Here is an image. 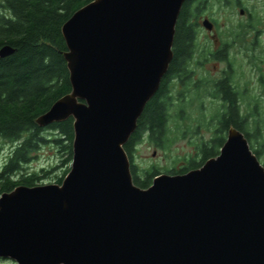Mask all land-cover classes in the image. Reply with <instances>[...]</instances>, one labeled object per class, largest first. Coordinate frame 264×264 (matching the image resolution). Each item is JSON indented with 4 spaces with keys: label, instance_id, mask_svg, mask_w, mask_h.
<instances>
[{
    "label": "water",
    "instance_id": "water-1",
    "mask_svg": "<svg viewBox=\"0 0 264 264\" xmlns=\"http://www.w3.org/2000/svg\"><path fill=\"white\" fill-rule=\"evenodd\" d=\"M186 1L94 0L63 25L72 89L35 124L73 118L71 168L61 184L1 195L0 260L264 264V166L241 131L230 127L199 169L148 189L133 181L124 147L173 61ZM14 52L2 47L0 60Z\"/></svg>",
    "mask_w": 264,
    "mask_h": 264
},
{
    "label": "trees",
    "instance_id": "trees-1",
    "mask_svg": "<svg viewBox=\"0 0 264 264\" xmlns=\"http://www.w3.org/2000/svg\"><path fill=\"white\" fill-rule=\"evenodd\" d=\"M94 0H2L9 9V21L0 27V47L7 44L15 49L13 55L0 60V139L15 145L14 154L0 172V194L11 191L17 185L34 187L37 182L48 177L57 168L41 170L42 175L29 174L20 177L19 181L10 180L9 176L18 173L22 165L29 164L32 153L40 147L49 145L57 147L61 166L66 170L62 176H56V183L61 184L70 171L68 168L73 158L74 120L55 123L46 128H39L35 120L46 113L60 98L71 92L70 74L64 53L67 45L62 34L63 25L81 8ZM208 0H187L181 10L174 39V58L160 89L148 102L138 121V127L125 145V151L131 163L134 184L148 189L154 179L163 174L153 166L141 171L135 164L136 148L143 141L155 147L167 150L174 142L172 109L175 94L171 81L180 79L184 89H196V96L203 100L211 96L221 103L220 110L213 117L211 125L213 134L208 140L196 144V153L181 159L184 164L180 169L166 170L171 175L185 174L201 168L208 160L217 157L224 146L228 129L234 127L248 139L254 154L260 159L263 155L264 135L259 122L254 120L251 126L250 117H254L255 106L248 107L247 113L242 111L244 92L234 83L233 67L229 59L227 45L217 53L211 52L214 59L228 62V70L220 79H210L206 91L202 92L200 82L193 83L191 67L196 59V37L199 29L198 21L205 12ZM238 5H241L240 0ZM245 26V25H244ZM247 30H251L248 25ZM244 27V28H245ZM255 26H252V29ZM246 40V38H245ZM209 79V78H207ZM206 79V80H207ZM212 80V81H211ZM206 83V82H205ZM204 83V84H205ZM198 92H202L198 93ZM255 100V99H254ZM256 101V100H255ZM176 114L184 112V103H179ZM176 117V118H178ZM209 128V127H208ZM48 132L49 135H46ZM184 135V134H183ZM264 166V163H263ZM59 169V168H58Z\"/></svg>",
    "mask_w": 264,
    "mask_h": 264
},
{
    "label": "rangeland",
    "instance_id": "rangeland-1",
    "mask_svg": "<svg viewBox=\"0 0 264 264\" xmlns=\"http://www.w3.org/2000/svg\"><path fill=\"white\" fill-rule=\"evenodd\" d=\"M240 2L242 6L238 5L237 0L207 1L202 18L204 16L209 20L213 18L217 22V27L214 31H208L203 26L204 20L201 18L198 21L196 59L191 65L194 74H191L190 78L193 83H201L199 89L202 92H208L206 91V86L209 85L208 81L221 78L229 68L228 62L212 58L209 52L222 49L225 45L233 46L236 42V46L232 50L229 48V59L233 67L235 86L244 92L242 111L247 113L249 106L252 107L250 111L257 106L253 112L255 116L249 118L250 127H253L254 120L257 119L264 135V0H240ZM244 8L250 15L241 14V9ZM248 24L254 25L256 28L252 29L251 27V30L245 33L247 30L245 26ZM258 38L259 40L255 42ZM172 81L171 86L176 85V82L172 83ZM190 84L191 88L189 89H183L182 84L179 85L180 87L175 86L176 89H174L175 104L178 107L179 103H184V110H182L184 112L178 117L177 107L171 111L173 114L171 124L174 133L171 135L174 138L171 146L167 150H163L148 141H143L136 148L134 161L141 171L153 166L164 174H168L166 170L180 169L184 165L181 159L195 155V143L208 140L212 136L215 123L212 119L220 110L221 103L209 95H205L203 100L199 99L195 93V86ZM202 92L198 93L202 94ZM212 122L213 125L210 126ZM13 145L8 142L0 143V169L7 158L8 147L10 154ZM262 151L263 155L259 160L263 164L264 148ZM60 156L57 147L54 145L52 147L51 144L42 146L32 153V160L27 168L29 174L42 175V169L57 168L48 177L39 180L37 185L57 184L56 176H62L63 171L67 169L66 166L59 167L61 166ZM68 168H71V165ZM0 264L15 263L10 260H0Z\"/></svg>",
    "mask_w": 264,
    "mask_h": 264
},
{
    "label": "flooded vegetation",
    "instance_id": "flooded-vegetation-1",
    "mask_svg": "<svg viewBox=\"0 0 264 264\" xmlns=\"http://www.w3.org/2000/svg\"><path fill=\"white\" fill-rule=\"evenodd\" d=\"M241 10H243L244 11V13L245 14H247V9H241ZM247 15H250L249 13L247 14ZM203 20H209L207 17H203L202 18ZM211 20H209V21H211V23L213 24V30L212 31H214V29L217 27L216 25H217V22L213 19V18H210ZM4 21H9V9H7L4 5H3V3H2V0H0V27H1V24L4 22ZM248 26L249 27H252V26H254V25H250V24H248ZM259 40V38L258 39H256L255 40V42L256 41H258ZM0 43H2V42H0ZM7 44H4V45H2L1 47H0V49L2 48V47H4V46H6ZM226 46V45H225ZM227 46H229V45H227ZM236 46V42H235V44L232 46V47H230V49L232 50V48L233 47H235ZM221 48H219V49H215V50H212L211 52H218L219 50H220ZM223 49V48H222ZM230 49L228 50V54H230ZM211 52H209V53H211ZM210 55V54H209ZM229 56V55H228ZM194 74V73H193ZM222 78V77H221ZM220 79V78H219ZM175 80V81H174ZM173 81H172V83H175L176 82V85L174 84L173 85V87H172V92L174 93L175 92V90L174 89H176V87L175 86H179L180 85V79H174ZM180 87V86H179ZM183 88V87H182ZM184 89V88H183ZM0 143H7L6 141H4V140H1L0 139ZM9 143V142H8ZM9 146V145H8ZM14 149H15V145H13V149L10 151V154H9V147H8V152L6 153L7 154V158L5 159V162H4V164H3V166H2V168L0 169V172L2 171V169L7 165V164H9V160L12 158V156H13V154L15 153L14 152ZM28 168V164H25V165H22V167H21V170H19V172L18 173H15V174H12L11 176H9V178H10V180H14V181H19L20 180V177H26V176H28L29 175V170L27 169ZM0 183H1V180H0ZM19 185H17L16 187H18ZM22 186V185H21ZM15 187V188H16ZM14 188V189H15ZM13 189V190H14ZM13 190H11V191H4V192H2L1 194H0V197H1V195L2 194H4V193H10V192H12Z\"/></svg>",
    "mask_w": 264,
    "mask_h": 264
}]
</instances>
